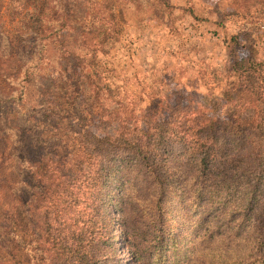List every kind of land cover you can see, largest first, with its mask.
I'll return each mask as SVG.
<instances>
[{
    "label": "trees",
    "instance_id": "obj_1",
    "mask_svg": "<svg viewBox=\"0 0 264 264\" xmlns=\"http://www.w3.org/2000/svg\"><path fill=\"white\" fill-rule=\"evenodd\" d=\"M37 2L41 20L15 34L0 12V255L95 264L123 245L133 264H264V120L240 119L242 102L220 120L192 109L187 125L152 98L134 120L88 129L83 83L116 35L109 0ZM247 238L254 253L234 255Z\"/></svg>",
    "mask_w": 264,
    "mask_h": 264
},
{
    "label": "rangeland",
    "instance_id": "obj_2",
    "mask_svg": "<svg viewBox=\"0 0 264 264\" xmlns=\"http://www.w3.org/2000/svg\"><path fill=\"white\" fill-rule=\"evenodd\" d=\"M166 1L174 7L163 9L151 0H109L111 12L103 11L102 23L116 35L97 57L98 73L90 84L83 83L85 104L93 112L83 122L85 127L99 133L112 130L124 115L134 120L152 98L167 108L175 107L187 125L192 109H203L210 118L220 120L231 109L239 110L237 104L242 102L239 118L263 124L264 0ZM38 10L37 0H0L3 24L11 34L25 22L41 20ZM251 62L261 65L255 71H243ZM240 89L241 95L236 94ZM129 110L135 112L129 114ZM67 114L62 113L60 121L64 128L70 119ZM67 133L65 128L59 146L74 148L75 141ZM122 247L95 264H133L132 253ZM232 253L253 254L249 238L241 239ZM0 258L10 259L8 264L23 263L19 252Z\"/></svg>",
    "mask_w": 264,
    "mask_h": 264
}]
</instances>
